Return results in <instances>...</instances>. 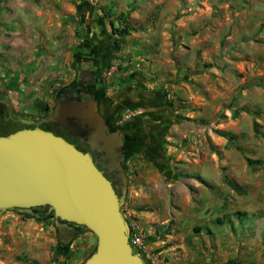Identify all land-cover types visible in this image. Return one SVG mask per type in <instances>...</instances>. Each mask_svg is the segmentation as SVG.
I'll use <instances>...</instances> for the list:
<instances>
[{
  "label": "crops",
  "instance_id": "1",
  "mask_svg": "<svg viewBox=\"0 0 264 264\" xmlns=\"http://www.w3.org/2000/svg\"><path fill=\"white\" fill-rule=\"evenodd\" d=\"M157 4L155 0H0V106L26 123L44 118V109H52L68 87L87 86L94 94L90 107L112 140L109 145L99 141L94 151L119 162L129 217L145 225L147 253L163 257L170 249L156 252L164 244L155 237L157 227L168 231L171 240L179 236L171 232L178 204L198 215L207 207L208 186L225 181L226 167L233 172L236 166L244 168L245 159L235 146L225 149L226 134L214 135L196 120L194 115L208 114L207 92L217 93L214 101L223 103L219 90L225 84L219 76L198 79L192 70L178 65L186 53L170 40L171 25L152 19ZM120 15L136 31L115 35ZM98 80L104 91L93 93ZM185 112L193 115L188 116L191 120L183 118ZM84 119L90 143L92 128ZM210 137L217 146L212 154L202 147L205 143L207 148ZM263 184L248 193L259 195L256 206L236 212H264L258 209L264 208ZM198 199L203 202L200 210ZM196 229L195 235H203L204 229L199 233ZM205 234L211 239L215 235ZM190 239L198 248V237ZM254 241L243 243L245 249H235L234 264H264V246L260 243L262 249L257 248L263 237ZM96 248L91 232L64 237L51 213L0 211V264H51L53 259L85 264Z\"/></svg>",
  "mask_w": 264,
  "mask_h": 264
},
{
  "label": "rangeland",
  "instance_id": "2",
  "mask_svg": "<svg viewBox=\"0 0 264 264\" xmlns=\"http://www.w3.org/2000/svg\"><path fill=\"white\" fill-rule=\"evenodd\" d=\"M155 1L158 4L152 19L170 24V32L168 31L170 40L177 43L180 50L186 53L185 61H179L178 65L192 70L196 77H199L198 79L212 80L219 76L225 84V87L219 90L222 93L220 101L223 100V103L219 105L214 101L218 96L217 93L207 92L210 102L208 114L203 117L194 115L197 116L196 120L207 125L209 132L214 135L226 134L228 143L225 149L235 146L245 159V165L244 163L242 165L245 166L244 168L236 166L233 172L226 167L223 170L225 181L221 184L212 183L213 187L208 186L207 196L205 197L204 194L206 199L204 203L207 207H204L198 215L193 216L194 212L191 209L178 204L176 214L171 217L173 223L171 232L180 237L176 236L174 238L178 240L174 238L171 240L166 233L168 231H163L159 237L155 236L158 241L164 242L156 252L170 249L163 257L157 254L155 257L159 260L158 264H207L208 261L210 264H234L235 249H245L243 243L255 242V239L263 237V241H258L257 248L259 251L262 249L260 243L264 246L263 219L246 226L244 230L234 220L233 227L234 231L238 232L237 235L233 234L234 231L227 222V216L230 219L236 211L246 210V207L252 209L256 206L254 201H257L259 195L253 197V194L248 193L253 191V186L264 183V0ZM74 88L73 85L68 87L62 96L72 95ZM97 90L101 93L104 88L99 86ZM92 97L87 99L81 108L92 105ZM58 102H55L52 109L40 104L42 108H46L45 117L26 124L57 131L58 135L72 144L76 138L82 137L81 140H88V133L83 128L73 123L61 128L58 123L53 122ZM0 110L5 117L8 115L9 110L5 107L0 106ZM183 114V118L187 120H191L188 116H193L186 112ZM1 121L2 116H0L2 135L10 131V124ZM202 147L204 152L208 151L210 154L217 148L211 137L207 148L205 143ZM199 149H201L200 145ZM248 159L254 162L252 166L248 163ZM113 163L117 166L119 162ZM189 174L187 172L185 177L188 178ZM123 190L122 187L121 196L125 199L126 194L124 196ZM195 194L199 198V192ZM196 203L200 210L202 200L198 199ZM30 211L44 213L31 209ZM45 213L55 216V212L51 209ZM216 220H222L225 224L220 226ZM194 228L204 229L203 235H195ZM206 229H210L215 234L212 239L205 234ZM92 234L95 236L94 233ZM182 236L187 240H181ZM194 236L198 237V248H193V240L190 238ZM95 238L97 239L96 236ZM97 249L98 239L94 253Z\"/></svg>",
  "mask_w": 264,
  "mask_h": 264
},
{
  "label": "water",
  "instance_id": "3",
  "mask_svg": "<svg viewBox=\"0 0 264 264\" xmlns=\"http://www.w3.org/2000/svg\"><path fill=\"white\" fill-rule=\"evenodd\" d=\"M81 115L92 150L101 140L111 144L90 106ZM124 200L92 154L60 135L38 126L0 135V211L49 206L60 220L84 226L98 239L85 264H146L129 244Z\"/></svg>",
  "mask_w": 264,
  "mask_h": 264
},
{
  "label": "flooded vegetation",
  "instance_id": "4",
  "mask_svg": "<svg viewBox=\"0 0 264 264\" xmlns=\"http://www.w3.org/2000/svg\"><path fill=\"white\" fill-rule=\"evenodd\" d=\"M99 83L100 81L98 80L97 86L93 90V93L95 91H98L97 89L100 86ZM85 87L87 86L83 85L82 88L77 86L74 88L73 90L74 93H72V95L64 94V96L61 95V98H58L59 102L56 113L53 117V122L58 123L61 126V128H64L69 123H73L75 126L83 128L84 130L87 131V133H89L90 129L86 124L85 119L81 115V111H82L81 106L82 104H85L87 99L91 98L94 94L91 95V93L88 91V89H85ZM53 132H57V131H53ZM81 139L83 138L82 137H80V139L76 138L75 142L73 141L74 145L84 149V152H90L93 156L94 162L96 163L97 167L104 173V175L112 183L118 184L119 182L122 183L123 185L124 184L123 175L121 171H119L117 167L114 165L113 160L107 158V156L104 153H99L97 151L92 150L89 141L81 140Z\"/></svg>",
  "mask_w": 264,
  "mask_h": 264
},
{
  "label": "trees",
  "instance_id": "5",
  "mask_svg": "<svg viewBox=\"0 0 264 264\" xmlns=\"http://www.w3.org/2000/svg\"><path fill=\"white\" fill-rule=\"evenodd\" d=\"M101 9L103 10V13H105V16L109 15L107 12H104L103 8H101ZM116 21H119V26H118V28H114L115 35L122 37V36L130 34L133 31H136V28L131 26L129 24V21L123 15H120L118 18H116ZM114 49H116V50L120 49V44H119L118 40H116L114 42ZM44 110L46 111V109H44ZM0 116H2L1 122L10 124V129H9L10 131L7 133H4V134L2 133V136L9 135V134L14 133L18 130L37 127V126L28 125V124L14 118L10 112H8V115L6 117L4 116V113L1 112ZM42 129L46 130L44 127H42ZM47 130L50 131L49 129H47ZM53 133H55L56 135L59 134L57 132H53ZM77 148L81 151H84V149H82V148H79V147H77ZM248 163L251 166L254 164V162L250 159H248ZM112 184H113V187L116 190L117 194L119 196H121V188L123 187L122 183L118 182V184H116V183H112ZM49 209H51L49 206H44V207L32 208L31 210L38 211V212L41 211V212H44L43 214H46L45 211H48ZM228 217L229 216H227V222L229 223L230 228L233 229V231H234V227H233L234 220H236V222L239 223L241 226H244V225H246V224H248L254 220L263 218L264 212L258 213V214H251V215L246 213V212H235L234 214L231 215L230 219H228ZM57 222H58L59 228L61 230V233L64 237L70 238L73 235L80 233L82 231H88L87 228H85L84 226H79V225H76L74 223H68V222L60 220L59 218H57ZM216 223L220 226H223L225 224L222 220H216ZM162 231H163V228L157 227V229H156L157 237H159L162 234ZM200 231H201L200 228L196 229L197 233H199ZM206 231L209 233V235H213V233L211 232L210 229H206Z\"/></svg>",
  "mask_w": 264,
  "mask_h": 264
},
{
  "label": "built area",
  "instance_id": "6",
  "mask_svg": "<svg viewBox=\"0 0 264 264\" xmlns=\"http://www.w3.org/2000/svg\"><path fill=\"white\" fill-rule=\"evenodd\" d=\"M122 214L125 217L129 228V244L132 247L134 253L139 254L145 260L152 264H158L159 260L152 253L148 252L149 236L145 225L139 220L130 218V208L126 201L122 204ZM51 264H61L58 259H53Z\"/></svg>",
  "mask_w": 264,
  "mask_h": 264
}]
</instances>
